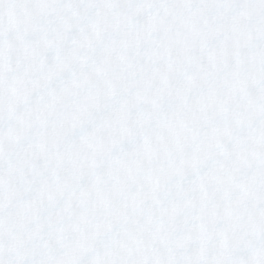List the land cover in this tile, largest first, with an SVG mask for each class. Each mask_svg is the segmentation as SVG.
<instances>
[{"label":"snow or ice","instance_id":"1","mask_svg":"<svg viewBox=\"0 0 264 264\" xmlns=\"http://www.w3.org/2000/svg\"><path fill=\"white\" fill-rule=\"evenodd\" d=\"M0 264H264V0H0Z\"/></svg>","mask_w":264,"mask_h":264}]
</instances>
